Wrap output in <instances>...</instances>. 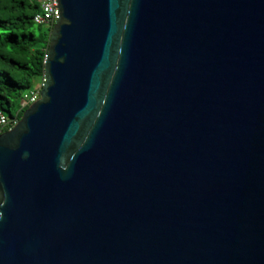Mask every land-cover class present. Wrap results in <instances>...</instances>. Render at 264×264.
<instances>
[{"label":"water","instance_id":"95a60500","mask_svg":"<svg viewBox=\"0 0 264 264\" xmlns=\"http://www.w3.org/2000/svg\"><path fill=\"white\" fill-rule=\"evenodd\" d=\"M57 8L0 133V264H264V0Z\"/></svg>","mask_w":264,"mask_h":264},{"label":"trees","instance_id":"16d2710c","mask_svg":"<svg viewBox=\"0 0 264 264\" xmlns=\"http://www.w3.org/2000/svg\"><path fill=\"white\" fill-rule=\"evenodd\" d=\"M40 0H0V112L20 119L26 109L20 100L25 92L39 86L53 25L33 20ZM9 127H0V133Z\"/></svg>","mask_w":264,"mask_h":264},{"label":"built area","instance_id":"2783aa9c","mask_svg":"<svg viewBox=\"0 0 264 264\" xmlns=\"http://www.w3.org/2000/svg\"><path fill=\"white\" fill-rule=\"evenodd\" d=\"M33 20L36 24L39 25H53L58 20V8L57 0H40V8L37 13H35ZM44 80V77H43ZM42 80V83H43ZM42 83L33 89L28 90L24 93L22 97L21 108L18 111L21 112V109L27 107L28 105L34 103L39 98L40 89ZM19 119H9L3 112H0V127H9L11 129L14 125L18 123Z\"/></svg>","mask_w":264,"mask_h":264},{"label":"crops","instance_id":"0c3cea01","mask_svg":"<svg viewBox=\"0 0 264 264\" xmlns=\"http://www.w3.org/2000/svg\"><path fill=\"white\" fill-rule=\"evenodd\" d=\"M20 103L22 104V100H20Z\"/></svg>","mask_w":264,"mask_h":264},{"label":"rangeland","instance_id":"374dc122","mask_svg":"<svg viewBox=\"0 0 264 264\" xmlns=\"http://www.w3.org/2000/svg\"><path fill=\"white\" fill-rule=\"evenodd\" d=\"M39 85H40V83H39Z\"/></svg>","mask_w":264,"mask_h":264}]
</instances>
